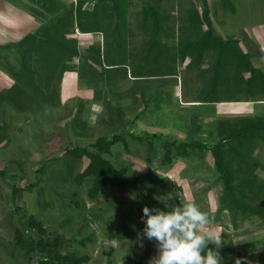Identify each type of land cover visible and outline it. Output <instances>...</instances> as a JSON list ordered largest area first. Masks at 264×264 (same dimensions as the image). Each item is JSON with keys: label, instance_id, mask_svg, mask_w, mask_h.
<instances>
[{"label": "rangeland", "instance_id": "rangeland-1", "mask_svg": "<svg viewBox=\"0 0 264 264\" xmlns=\"http://www.w3.org/2000/svg\"><path fill=\"white\" fill-rule=\"evenodd\" d=\"M7 1L0 3V15H3L1 18L4 19H0V45L16 43L27 33L26 30L31 29L30 31L34 33L39 29L34 25L28 26L25 30L24 28L21 30L19 26L12 27L7 18L10 12L4 10L9 6L5 3ZM230 6L236 5L230 3ZM26 12L28 13V10ZM32 13L34 12H29ZM20 22L23 24V20ZM1 52L0 90L14 83ZM10 54L14 57L15 51H10ZM140 55L139 59L129 57L122 63H126L131 71L146 76L149 80H144L145 77L138 78V81L129 79L119 82L115 87L107 86L105 82H101L97 74L89 73L85 82L81 74L86 72L87 66L81 65L77 68L79 85L77 84L73 94H69L66 100L61 101L62 104L58 108L45 106L42 110L20 112L12 105L0 102V131L6 127V133L10 137L7 143L4 141L0 144V170L3 168L5 170V174L0 175V264H39L38 260L42 255L38 251H34L31 258H26L21 252L14 250L13 246L14 229L19 226L20 219L24 220L32 214L45 229L44 238H48L54 248L62 252L86 255V264H135V258L138 256L140 259L143 256L144 264H149V261L158 255V248L155 240L149 241L143 236L141 241L138 239V233L142 234L145 227L143 207L148 206L156 210L162 207L161 211H166L169 207L184 205L193 200L201 211L207 212L212 218L214 228L222 233L223 245L229 242L233 244V251L222 256L225 263L235 264L237 259H241V263L248 261V264H261L259 259L252 255V251H264V219L258 216L244 217L238 210L230 213L225 209L220 215L216 212L221 191L220 187L214 184L216 175L213 174L211 167L213 159L208 152L205 154L203 152V158L194 154L188 160L190 165L188 162L178 161L164 173L177 185L182 186L180 190L178 188L168 190L165 188L166 185L149 190V187L142 185L130 187L128 192H120L108 187L98 199L90 201L86 195L89 182L81 185L75 182L74 177L87 165L88 160L84 158L76 161L62 154L67 147L85 145L89 142L84 134L77 133L75 123L78 120L86 123L89 129V134L86 135L91 141L101 135L110 136L116 130L127 127L123 119L129 120L134 117L136 113L132 104L134 99L130 96L128 101H121L116 90L125 89L130 81L131 86H134V83L136 86L129 89L126 95L136 94L138 98L136 111L142 108V84H149L144 89L146 99L151 94L152 97H156L153 101L156 103H150V106L158 105L153 114H147L135 124L139 132L158 131L178 140H187L190 134L191 136L194 134L206 142H215L211 137V130L219 116L241 115L248 111L249 105L242 103L237 105L199 103L198 106L195 103L191 105L185 103L190 98L201 99L199 92L203 84L196 75L199 66L188 67L191 57L185 59L177 57L175 60L169 53L162 51L159 53V56H162L161 60L158 58L155 61L151 58L149 61V54ZM211 56L212 54L205 57L200 65L201 69L211 63ZM141 58L143 60H140ZM75 60H70V63L74 65ZM2 61L6 65H3ZM171 69L175 75L163 78L162 81L166 84H160L162 77L157 75L170 74ZM262 70L264 71L263 68ZM65 77L68 80L72 75L66 74ZM62 82L63 78L61 93ZM166 90H169L168 95ZM109 95L117 109L106 105V98ZM128 98L126 96V99ZM169 102L172 105L168 109ZM255 110L263 112L264 106L256 107ZM259 144L257 152L259 155L255 157L259 161L258 173L264 178V142ZM149 146L148 141L144 143L143 149L135 145L136 150L130 155L120 148L114 149L113 160L119 165L129 166L130 176L148 170H155L160 174L162 172L154 166L150 168L144 158ZM192 164H195L194 167ZM188 166L190 168H187ZM197 170H202V173L195 175ZM17 177L16 185L19 187L32 183L36 185L31 190L19 189L15 193L13 183ZM207 186L212 188L204 197V189ZM173 191H176L177 197L175 201H170L169 198L174 196ZM248 193L250 194V189ZM164 201L168 202V207H165ZM249 202L257 204L259 201L258 198H253ZM122 211L130 215V223L136 233L119 240L115 235V228L121 219Z\"/></svg>", "mask_w": 264, "mask_h": 264}, {"label": "trees", "instance_id": "trees-1", "mask_svg": "<svg viewBox=\"0 0 264 264\" xmlns=\"http://www.w3.org/2000/svg\"><path fill=\"white\" fill-rule=\"evenodd\" d=\"M202 9L199 23L201 26L205 25L206 29L198 40L188 44L196 51L193 56L191 53L188 67L199 66L196 75L203 82L199 92L202 100L196 102L214 105L223 101H240L242 97H245L247 101L259 100L257 97L264 96V72L253 65L249 55L242 52L237 43L231 40L225 41L216 33L212 25L207 0H203ZM66 24V19L64 21L56 20L39 27L34 33L25 34L16 43L0 45V51L3 52H1V57L6 60L8 73L14 79V83L10 87L0 90L1 103L12 105L20 112L42 110L45 106L60 107L62 104L61 81L65 72L74 71L75 67L70 63L72 59L78 58L80 66L89 67L93 71L92 74L96 73V76L101 78V82H105L107 86L116 87L119 82L128 77V65L122 63L130 57L126 42L107 44L111 51L104 50L102 61L99 46L90 48L87 54L80 53L77 40L67 38L71 26ZM80 29L83 30L82 32L92 31L85 30L89 28L83 26ZM10 51H15L14 57L11 56ZM210 51H213L211 63L208 67L201 69L200 65L204 61L206 53H210ZM146 54L150 55L149 61L151 58L155 61L158 58L161 60L162 57L156 53H154L155 57L152 56L153 53L146 52ZM187 55V51L180 53V58L185 59ZM103 62L107 68L103 67ZM2 64L5 63L2 61ZM96 64L101 67V71L96 69ZM134 74H136L133 75L134 81L143 77H145L144 80H149L146 76L138 75L135 72ZM174 75L171 69L170 74L164 73L157 76L162 77L160 78L162 81L163 78ZM160 84L164 85L166 82L162 81ZM147 85L149 84L141 85L142 108L138 111H136L138 103L136 94L126 95L129 89L135 88V83L126 91L116 90L121 101H128L132 96L134 99L132 104L135 106L136 113L129 120L123 119L127 127L125 126L119 131L116 130L112 135H101L91 141L86 135L89 134L86 123L79 120V123H75L77 133L84 134L89 142H86L85 145L67 147L62 156L68 155L76 161L84 158L88 160L87 165L74 177L77 185L89 182L86 190L88 199L95 201L105 193L108 187L120 192H128L130 187L142 185L149 187V190L162 185H166L165 188L168 190L177 188L180 190L182 186L177 185L164 173L168 172L178 161L187 163L194 154L203 158L204 154L208 152L213 159L211 167L213 174L216 175L214 184L219 186L221 191L216 212L220 215L225 209H228L230 213L238 210L244 214V217L258 216L264 219V179H261L257 174L259 161L254 156V151L260 145L259 143L264 142V116L217 118V122L211 130V137L215 139V142H206L194 134L192 136L190 134L187 140H178L158 131L150 133L142 132L140 129L139 132V128L135 126L138 120L149 113L153 114L154 110L158 108L157 104L154 107L150 106L156 97L149 94L150 96L145 98L144 89ZM166 94H169V90H166ZM126 96L129 98L126 99ZM109 97L110 95L106 98V105L117 109V105ZM170 105L172 104L169 102L168 109L171 108ZM116 112L118 113V110ZM3 128L4 131H0V144L4 141L7 143L10 139L6 133L7 128ZM146 141L150 143V146L144 158L149 167L154 166L162 173L148 170L130 176L129 166L119 165L113 160L114 149L120 148L130 155L136 150L135 145L143 149ZM194 165L192 164V167ZM3 169L0 170V175L5 174ZM38 171L40 172L41 168ZM199 173H202V170H197L195 175ZM17 179L18 177L13 183L15 193L19 189L31 190L36 185V183H32L19 187L16 185ZM210 188L212 186H207L204 189V197ZM248 189H250V194ZM175 192H172L174 196L169 198L170 201L176 200ZM253 198H258L259 202L251 204L249 200ZM201 201L202 199L198 201V204ZM166 211H172L171 207ZM44 233L45 229L41 227L39 220L33 214L24 220L20 219L19 226L14 229V250L21 252L26 258H31L32 253L38 251L42 255V258L38 260L39 264H86V255L62 252L60 249L54 248L48 238H44ZM135 233L130 223V215L122 211L121 219L115 228L117 239L122 240L135 235ZM232 245L231 242L222 245L219 249L220 255L225 256L229 251H233ZM208 248L214 249L215 245L210 243ZM252 255L264 264V251H252ZM138 257L135 258V264H144V257L142 256L141 259L140 256ZM223 264H228L225 263L224 258ZM241 264H248V261Z\"/></svg>", "mask_w": 264, "mask_h": 264}, {"label": "crops", "instance_id": "crops-1", "mask_svg": "<svg viewBox=\"0 0 264 264\" xmlns=\"http://www.w3.org/2000/svg\"><path fill=\"white\" fill-rule=\"evenodd\" d=\"M2 2L4 0H0V3ZM7 2L5 3L9 6L4 10L10 12L7 18L12 27L19 26L20 29L25 30L28 26L34 25L38 28L56 20L66 19V25L71 26L67 38L77 40L81 54H87L90 48L99 46L102 61L104 50L106 52L110 50L107 44L114 42H126L128 53L134 59H139L140 54L146 52L153 53L154 57L156 54L159 56L162 51L169 53L173 58H180V53L187 51L188 58L191 53L193 56L196 52L188 44L198 40L206 29L205 25L201 26L199 23L203 0H8ZM207 3L216 33L225 41L231 40L237 43L240 50L249 55L254 66L264 69V0H207ZM230 3L236 6L231 7ZM30 11L34 13L29 14ZM1 16L3 15H0V19L4 20ZM22 20L23 24L20 22ZM81 26L88 27L89 29L85 30L92 31L82 32ZM30 30L25 32L33 33ZM212 52H207L206 56ZM79 61L78 58L75 60V71L64 73L65 76L71 74L72 77L68 80L67 77H63L62 102L70 96L69 94H73L79 83L77 71L80 66ZM208 66L206 64L205 68ZM95 67L101 71L100 66L96 64ZM103 67L107 68L105 62ZM92 72L88 67L86 72L81 74L83 81L86 82V76ZM127 75L130 78L127 77L124 82L133 80V75L136 74L128 67ZM131 83L132 81L123 90L116 89L120 92L126 91L131 87ZM257 99L259 100L247 101L242 97L240 101H223L216 105L241 103L249 105L248 111L241 115L221 117L264 116V111L259 113L255 110L256 107L264 106V96ZM196 100L198 99L190 98L185 103L190 105L195 103L198 106L199 102ZM259 147L255 149L254 156L259 155L257 154ZM258 171L259 169L258 176L264 179Z\"/></svg>", "mask_w": 264, "mask_h": 264}, {"label": "clouds", "instance_id": "clouds-1", "mask_svg": "<svg viewBox=\"0 0 264 264\" xmlns=\"http://www.w3.org/2000/svg\"><path fill=\"white\" fill-rule=\"evenodd\" d=\"M171 209L170 212L148 206L142 209L145 227L142 234L138 233V239L141 241L143 236L155 240L158 248V255L149 264H223L219 252L222 233L214 228L209 214L201 211L194 200ZM210 243L215 245L214 249L208 248ZM235 264H241V259Z\"/></svg>", "mask_w": 264, "mask_h": 264}, {"label": "bare ground", "instance_id": "bare-ground-1", "mask_svg": "<svg viewBox=\"0 0 264 264\" xmlns=\"http://www.w3.org/2000/svg\"><path fill=\"white\" fill-rule=\"evenodd\" d=\"M65 92H67V87H65ZM65 95H66V93H65Z\"/></svg>", "mask_w": 264, "mask_h": 264}]
</instances>
